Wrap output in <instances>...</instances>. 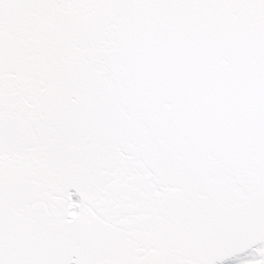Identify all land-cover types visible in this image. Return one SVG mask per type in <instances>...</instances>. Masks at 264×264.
I'll list each match as a JSON object with an SVG mask.
<instances>
[{"label": "water", "instance_id": "obj_1", "mask_svg": "<svg viewBox=\"0 0 264 264\" xmlns=\"http://www.w3.org/2000/svg\"><path fill=\"white\" fill-rule=\"evenodd\" d=\"M264 264V0H0V264Z\"/></svg>", "mask_w": 264, "mask_h": 264}, {"label": "rangeland", "instance_id": "obj_2", "mask_svg": "<svg viewBox=\"0 0 264 264\" xmlns=\"http://www.w3.org/2000/svg\"><path fill=\"white\" fill-rule=\"evenodd\" d=\"M253 259V257H251V256H248V257H245V258H243V259H238V261L237 260H235V261H233V262H231V263H229V264H243V263H248V261H250V260H252Z\"/></svg>", "mask_w": 264, "mask_h": 264}, {"label": "bare ground", "instance_id": "obj_3", "mask_svg": "<svg viewBox=\"0 0 264 264\" xmlns=\"http://www.w3.org/2000/svg\"><path fill=\"white\" fill-rule=\"evenodd\" d=\"M248 257V256H247ZM252 257H254V256H252Z\"/></svg>", "mask_w": 264, "mask_h": 264}]
</instances>
